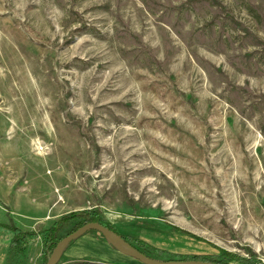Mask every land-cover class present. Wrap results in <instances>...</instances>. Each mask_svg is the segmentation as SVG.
I'll return each instance as SVG.
<instances>
[{
    "label": "rangeland",
    "instance_id": "374dc122",
    "mask_svg": "<svg viewBox=\"0 0 264 264\" xmlns=\"http://www.w3.org/2000/svg\"><path fill=\"white\" fill-rule=\"evenodd\" d=\"M0 207L264 264V0H0Z\"/></svg>",
    "mask_w": 264,
    "mask_h": 264
},
{
    "label": "crops",
    "instance_id": "0c3cea01",
    "mask_svg": "<svg viewBox=\"0 0 264 264\" xmlns=\"http://www.w3.org/2000/svg\"><path fill=\"white\" fill-rule=\"evenodd\" d=\"M11 225L24 231L37 232L34 228H26L21 225L13 214L0 207V264H16L17 256L14 254L15 252H10V243L14 236V231L10 228ZM40 235L38 233L37 236L28 239L21 249H26L29 253L36 251L37 255L30 264H38L40 260L43 261L44 241L39 239ZM64 256L65 259L60 264H143L138 259L113 247L105 238L88 233L72 241L67 246Z\"/></svg>",
    "mask_w": 264,
    "mask_h": 264
},
{
    "label": "trees",
    "instance_id": "16d2710c",
    "mask_svg": "<svg viewBox=\"0 0 264 264\" xmlns=\"http://www.w3.org/2000/svg\"><path fill=\"white\" fill-rule=\"evenodd\" d=\"M91 221H98L101 224L113 229L111 224L104 219L100 211L96 209H84L80 211H72L64 216H62L59 220L55 221L49 228L44 231V246L42 252L43 264H46L49 256L57 244V242L66 234L76 230L80 226L85 223ZM10 228L14 231V236L10 243V252H19L26 244L28 239L37 236V232L35 231H24L21 228L11 225ZM88 232L100 233L96 230H90ZM121 234V233H120ZM122 237L128 241L133 246L140 249L143 253L152 256L149 251L154 252L158 255L156 258L160 259H201V260H209L214 262H219L222 264H230V258H216L215 256H204V255H195V254H184V253H172L167 249L156 247L150 245L148 242L141 238L121 234ZM230 254V253H227ZM232 255V254H231ZM65 259L64 254L59 260L58 264H60ZM237 259L240 261V264H252L255 261V254H252L251 257L246 258L242 256H238Z\"/></svg>",
    "mask_w": 264,
    "mask_h": 264
},
{
    "label": "water",
    "instance_id": "95a60500",
    "mask_svg": "<svg viewBox=\"0 0 264 264\" xmlns=\"http://www.w3.org/2000/svg\"><path fill=\"white\" fill-rule=\"evenodd\" d=\"M90 230L100 232L103 237L119 251L138 259L143 264H222L219 262L201 259H160L143 253L140 249L126 241L122 235L98 221H91L76 230L64 235L53 248L46 264H58L67 246Z\"/></svg>",
    "mask_w": 264,
    "mask_h": 264
},
{
    "label": "bare ground",
    "instance_id": "6f19581e",
    "mask_svg": "<svg viewBox=\"0 0 264 264\" xmlns=\"http://www.w3.org/2000/svg\"><path fill=\"white\" fill-rule=\"evenodd\" d=\"M29 6V5H28ZM31 6V5H30ZM27 7V6H26ZM23 23V22H22ZM25 30V29H24ZM27 30V29H26ZM41 149V148H40Z\"/></svg>",
    "mask_w": 264,
    "mask_h": 264
},
{
    "label": "built area",
    "instance_id": "2783aa9c",
    "mask_svg": "<svg viewBox=\"0 0 264 264\" xmlns=\"http://www.w3.org/2000/svg\"><path fill=\"white\" fill-rule=\"evenodd\" d=\"M260 264H262V263H260Z\"/></svg>",
    "mask_w": 264,
    "mask_h": 264
}]
</instances>
